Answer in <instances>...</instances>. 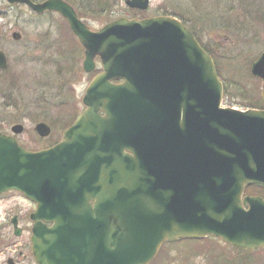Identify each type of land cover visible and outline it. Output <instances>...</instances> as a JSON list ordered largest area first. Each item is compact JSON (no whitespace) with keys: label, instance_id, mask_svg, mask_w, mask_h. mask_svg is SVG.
Returning <instances> with one entry per match:
<instances>
[{"label":"water","instance_id":"95a60500","mask_svg":"<svg viewBox=\"0 0 264 264\" xmlns=\"http://www.w3.org/2000/svg\"><path fill=\"white\" fill-rule=\"evenodd\" d=\"M7 1L61 14L84 48V71L96 58L103 67L57 145L31 152L0 133V194L19 191L37 205L39 264H149L178 239L264 247V200L244 197L264 186V110L222 108L215 64L187 27L119 18L93 32L64 0ZM149 4L126 0L141 11ZM251 73L264 81V54ZM35 131L48 138L52 129Z\"/></svg>","mask_w":264,"mask_h":264},{"label":"rangeland","instance_id":"374dc122","mask_svg":"<svg viewBox=\"0 0 264 264\" xmlns=\"http://www.w3.org/2000/svg\"><path fill=\"white\" fill-rule=\"evenodd\" d=\"M64 1L93 32L119 18L178 19L193 30L213 57L224 87L222 107L244 112L263 110L253 108L240 95L247 93L264 99V81L251 73L253 64L264 54V0H150L146 11L137 12L130 11L135 9L127 7L126 0ZM14 33L21 35L19 41L13 39ZM73 36L59 13L37 14L28 6L0 0V51L6 54L9 69L0 73V128L2 133L12 136L11 128L22 125L24 132L16 138L28 151L47 149L54 140H62L65 130L59 123L56 127L50 124L51 116L57 115L56 104L67 99L69 89L73 88L75 112H83L86 90L103 71L100 58H96L92 73L84 71V48ZM59 43L65 48L69 43L75 47L69 56L74 58L69 59H77L76 68L69 73L60 70L66 58L61 57L63 48L59 50ZM46 116L50 118H43ZM41 122L52 129L48 138L39 137L35 131ZM192 241L164 243L151 264H264V247L251 252L235 249L216 237Z\"/></svg>","mask_w":264,"mask_h":264},{"label":"flooded vegetation","instance_id":"af4514ba","mask_svg":"<svg viewBox=\"0 0 264 264\" xmlns=\"http://www.w3.org/2000/svg\"><path fill=\"white\" fill-rule=\"evenodd\" d=\"M219 23L224 24L221 19ZM36 209V204L20 192L0 195V264H39L33 255L32 243Z\"/></svg>","mask_w":264,"mask_h":264},{"label":"trees","instance_id":"16d2710c","mask_svg":"<svg viewBox=\"0 0 264 264\" xmlns=\"http://www.w3.org/2000/svg\"><path fill=\"white\" fill-rule=\"evenodd\" d=\"M32 1L36 2V0H32ZM130 11L137 12L136 10H130ZM192 32H193V30H192ZM194 35L197 38L195 33H194ZM71 40H73V39L71 38ZM197 40L200 43V40L198 38H197ZM73 43H74V41H73ZM58 47H59V50L61 48H63L61 51V57L66 58L64 68H60V70L65 71V73H69L75 67V65H76L75 63L77 62L76 61L77 59L76 60L69 59V58H74L73 56H71V57H69V56L71 54V51L73 49H75V47L70 45V43H69V45H67L66 48L63 47V45L59 43ZM205 50H207V49H205ZM7 71H9V69ZM7 71H5V72H7ZM66 96H67V99H63L56 104V106H55V108L57 109V115L56 116H51V118L48 116L43 117V118H47V119L50 118L52 121L50 124L54 127H56V125L59 123L61 128H63L64 130L72 125V123L75 121L77 114H78L77 112H75L76 104H75L74 99H73V88L69 89ZM240 96L242 97V100H244L246 103L250 104L253 108H259V109L264 110V99L262 101V100L256 98L255 96L253 97L252 95L247 94V93H244ZM1 131H2V127L0 128V132ZM59 141H60V139L54 140L52 143H50V146L57 144ZM35 150H37V149H35ZM246 194L247 195H253V196H260V197L264 198V187L259 186V185L251 186V187L247 188ZM192 242H196V241H192Z\"/></svg>","mask_w":264,"mask_h":264}]
</instances>
